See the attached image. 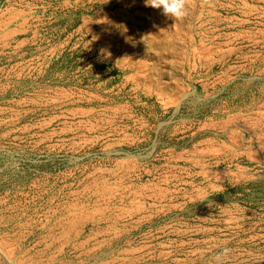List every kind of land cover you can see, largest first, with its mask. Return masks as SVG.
<instances>
[{"label":"rangeland","instance_id":"rangeland-1","mask_svg":"<svg viewBox=\"0 0 264 264\" xmlns=\"http://www.w3.org/2000/svg\"><path fill=\"white\" fill-rule=\"evenodd\" d=\"M189 10L0 0V264H264V0Z\"/></svg>","mask_w":264,"mask_h":264},{"label":"clouds","instance_id":"clouds-1","mask_svg":"<svg viewBox=\"0 0 264 264\" xmlns=\"http://www.w3.org/2000/svg\"><path fill=\"white\" fill-rule=\"evenodd\" d=\"M107 2V0H105ZM146 7L161 9L163 15L175 21L184 20L189 15V0H145ZM102 53L104 50H101ZM230 250L225 248L221 255H227Z\"/></svg>","mask_w":264,"mask_h":264}]
</instances>
